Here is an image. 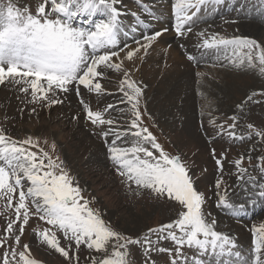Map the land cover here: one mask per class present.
I'll use <instances>...</instances> for the list:
<instances>
[{"label":"snow or ice","instance_id":"1","mask_svg":"<svg viewBox=\"0 0 264 264\" xmlns=\"http://www.w3.org/2000/svg\"><path fill=\"white\" fill-rule=\"evenodd\" d=\"M121 2L44 0L33 14L29 7L21 9L13 0H0V85L6 82L21 85L19 91L30 92L33 103L43 101L51 106L62 103L54 98L57 92L69 93L73 87H76L77 95L80 94L78 86L90 93L103 94L105 89L100 82L103 70L123 71L119 91L125 98L121 103L126 101L130 106L129 127L121 130L115 127V120L105 118V112L113 109V105H107L103 111L93 110L81 99L85 117L92 125L108 126L101 136L106 143L109 135L114 136L108 145L109 159L129 190H132V184L136 185L137 194L141 189L150 190L157 197L177 202L181 211L176 219L148 228L141 236L123 234L103 219L99 209L91 207L95 197L90 201L83 195L84 189L58 156L41 148L38 139L29 136L16 140L0 128V199L6 200L9 207L16 199L15 219L7 223L5 235L0 237V248L5 249L0 264H41L31 258L28 244L23 245V250L17 247L32 215H37L49 226L37 231L39 239L66 259H72L70 250L74 242L77 250L84 245L96 252H108L111 245V253L99 261L93 257L92 264H132L130 246H139L143 250L145 264H156L151 259L152 253H167L170 264H264V224L252 229L253 247L248 253L231 236L217 231V221H209L203 211L206 197L197 189L189 168L179 155L167 153L153 133L142 126L145 113H142L140 103L145 86L133 78L130 69H124V60L132 61L142 49L146 52L168 29L143 35V43L134 41L135 48H130L127 43L120 47V37L128 34L122 23L125 13L120 8ZM223 2L174 0L176 36L184 37L192 31L190 25L195 23L194 18L202 6ZM143 7L151 15L150 9ZM132 15L137 16L139 24H145L138 14ZM199 35L203 37L199 47L215 50L217 54L223 52V59L235 68L258 69L264 75V46L256 40L239 36L226 38L219 34L205 37L204 32ZM121 53H125L123 58ZM187 58L196 59L191 54ZM220 58L217 55V59ZM257 95L264 97V90L253 92L246 100L260 103L253 100ZM243 106L244 102H241L237 108ZM230 119L232 122L226 123V129L224 125L219 126L220 131L227 130L230 138H236L234 129L238 117L233 115ZM210 123L215 124V121ZM246 127L250 130L248 138L255 136L264 140V128L258 129L251 123ZM117 141L127 146H119ZM33 147L38 151H33ZM50 147L54 152L55 143ZM212 154L218 170L222 171V160L226 157L221 154L217 158L215 149ZM244 159L241 155L234 164L238 181L245 185L241 189L245 198L264 197V184L257 183L254 177L246 178L248 169L242 167ZM248 160L251 161L250 155ZM257 160L264 161V156ZM256 167L264 173V164ZM223 184V177L215 181L217 207L228 214L239 215L245 205L231 202L228 188L222 190ZM249 188L253 191L249 192ZM29 204L35 208L34 213ZM57 231L69 241L67 248L61 246ZM9 240L13 243L9 244ZM164 241H171L174 248L162 247ZM185 247L196 254L188 257L184 253Z\"/></svg>","mask_w":264,"mask_h":264},{"label":"rangeland","instance_id":"2","mask_svg":"<svg viewBox=\"0 0 264 264\" xmlns=\"http://www.w3.org/2000/svg\"><path fill=\"white\" fill-rule=\"evenodd\" d=\"M13 2L21 9L29 7L35 14L44 0ZM173 3L174 0H122L120 8L125 13L122 23L128 34L120 37V47L127 43L130 48H135L134 41L143 43V35L168 29L146 52L142 49L132 61L124 60V69H130L133 78L145 86L140 103L141 111L145 113L142 126L153 133L167 153L181 157L196 179L197 189L205 194L203 211L209 221L215 219L216 230L231 236L248 253L253 247L252 229L264 224V197L245 198L241 190L245 185L237 179L234 161L243 155L242 167L248 169L246 178L251 176L257 183L264 184V173L256 167L264 164V161L257 160V157L264 156V140L255 136L248 138L250 130L246 127L251 123L258 129L264 128V97L257 95L253 98L260 103L246 100L253 92L264 90V75L258 69L235 68L223 59V52L217 54L215 50L199 47L203 40L199 33L204 32L205 37L214 34L226 38L247 37L264 46V0H224L222 4L202 6L201 14L199 12L194 18L195 23L190 25L192 31L184 37H177L174 31ZM143 6L150 9L151 15L144 11ZM132 13L144 19L145 24H139L137 16ZM171 53L178 54L173 62L169 61ZM189 54L196 59L189 60ZM217 55L221 58L217 59ZM124 56L125 53H121V57ZM171 66H179L178 70L184 73L185 78L176 85L166 74ZM149 73L153 75L148 77ZM122 78L123 71L104 69L100 82L105 93L97 95L78 86L80 94L77 95L76 87H73L69 93L57 92L54 98L62 103L51 106L43 101L33 103L30 92L23 93L19 91L21 85L6 82L0 85V128L16 140L29 136L38 139L41 148L63 161L64 167L84 189L83 195L90 201L95 197L91 207L99 209L103 219L115 230L136 237L148 228L176 219L181 206L175 201L157 197L150 190L141 189L137 194L134 184L129 190L109 159L108 145L114 136L109 135L107 143L101 136L108 126L92 125L85 117L81 99L93 110L103 111L107 105H113V109L105 112V118L115 120V127L121 130L129 127L130 106L126 101L121 103L125 98L119 91ZM183 83L187 86L183 87ZM241 102H244L243 108H237ZM233 115L238 117L234 129L236 138H230L227 130L221 132L219 127L231 123ZM210 121H215V124ZM53 143L56 146L54 152L50 147ZM117 144L127 146L120 141ZM212 149H215L217 158L221 154L226 157L222 160V171L218 170ZM32 150L38 151L35 147ZM220 177L224 181L222 190L225 187L229 190V200L236 205H245L239 215L228 214L217 207L215 181ZM252 191L249 188V192ZM15 203L14 198L13 206L9 207L6 200L0 199V237L5 235L7 223L15 219ZM29 207L34 213L35 208L31 204ZM45 227L49 226L37 215H32L17 246L18 250H23V245L28 244L31 258L41 264H92L93 257L99 261L112 251L111 245L108 252H96L84 245L77 250L73 242L70 250L72 259H66L39 239L37 231ZM57 235L61 246L67 248L69 241L61 232L57 231ZM161 246L174 248L171 241H164ZM4 251L0 248V259ZM130 253L132 264H145L146 258L139 246H130ZM184 253L188 257L196 254L187 247ZM151 259L156 264H170L171 258L167 253H152Z\"/></svg>","mask_w":264,"mask_h":264},{"label":"bare ground","instance_id":"3","mask_svg":"<svg viewBox=\"0 0 264 264\" xmlns=\"http://www.w3.org/2000/svg\"><path fill=\"white\" fill-rule=\"evenodd\" d=\"M206 12V11H205ZM200 14H201V12H200ZM199 14V15H200ZM204 14V13H203ZM208 15V14H207ZM203 17V16H202ZM205 17V16H204ZM206 18V17H205ZM198 22V21H197ZM204 26V25H203ZM202 27V26H201ZM128 39V38H127ZM126 40V39H125ZM172 52H173V50H172ZM171 55H172V57H171V59L169 60L170 62H173V61H175V59L178 57V54H176V55H174L173 53H171ZM179 66H176V67H174V66H171V69H170V71H166V74H168L169 76H171V81L172 82H174V84L176 85L177 84V82L180 80V79H182V78H185V77H183V72L182 71H180V70H178L179 68H178ZM153 74L152 73H149V74H147V76L148 77H150V76H152ZM146 76V77H147ZM154 82V81H153ZM157 86V85H156ZM155 86V87H156ZM184 86H187V84L186 83H183V87ZM154 87V86H153ZM159 87V86H158ZM160 88V87H159ZM156 89V88H155ZM154 89V90H155ZM155 92H156V90H155ZM226 126V125H225Z\"/></svg>","mask_w":264,"mask_h":264}]
</instances>
